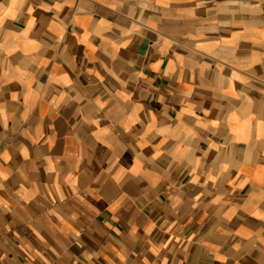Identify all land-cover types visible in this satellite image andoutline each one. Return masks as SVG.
Wrapping results in <instances>:
<instances>
[{"label":"clouds","instance_id":"obj_1","mask_svg":"<svg viewBox=\"0 0 264 264\" xmlns=\"http://www.w3.org/2000/svg\"><path fill=\"white\" fill-rule=\"evenodd\" d=\"M233 27L264 37V0H0V211L37 235L55 229L60 264H140L137 247L143 264L159 258L144 211L160 206L209 218L190 236L172 226L173 264L187 261L186 240L264 252V223L249 220L264 221V76L252 70L264 39L237 56L235 40L211 35Z\"/></svg>","mask_w":264,"mask_h":264},{"label":"crops","instance_id":"obj_2","mask_svg":"<svg viewBox=\"0 0 264 264\" xmlns=\"http://www.w3.org/2000/svg\"><path fill=\"white\" fill-rule=\"evenodd\" d=\"M98 18L99 17H97V19ZM21 27H23V25H21ZM79 31L82 32L83 30L80 29ZM243 31L244 30L242 28L233 27L230 31L226 30L219 34L211 35H214L216 38L223 39L225 41L235 40L238 49L237 56H240V50L242 49H251L253 51L257 50L259 48V43H256V41L264 39V37L260 36H253L248 40L238 39V34L243 33ZM96 43H99V40H97ZM81 50H84L83 46H81ZM147 51L148 42L147 40H145L140 45L139 54L142 55ZM184 54L187 55L188 53L185 52ZM166 64L167 61H165V66ZM49 69H51V65H49ZM252 70L256 73L257 76H264V63L253 64ZM65 71H68L67 68H65ZM147 74L149 76L156 75L154 72H149ZM231 74L235 75L236 73ZM190 83L191 81L188 82V84ZM167 84V79H157L154 86H167ZM188 84H186L185 86H188ZM233 84L236 91H240L244 87L239 81H234ZM9 87H11L13 91L18 90L14 85H10ZM256 87H260V85L257 84ZM248 96L254 102L252 110L253 112H255V106L259 103L257 93L253 90L252 92L248 93ZM150 107H152L153 110L158 107L155 100L152 101ZM179 111L180 108L179 106H177L176 111L170 112L169 115L175 118ZM68 133H71V128L68 129ZM64 139L66 141L65 147L67 148L69 135L66 134ZM200 147L206 148L207 145L201 144ZM41 175L44 176L43 169H41ZM250 175L256 179L260 178L259 174L256 172H251ZM237 176H240V174L233 173L234 179ZM173 178H175V174ZM190 179V176L185 175L184 179L182 181H178V183L182 182L187 185ZM201 183H203V178H201ZM249 187L250 185L245 186L243 188V191H241L239 194L246 196L249 191ZM184 191H187V189H185ZM199 191H202V189H200ZM0 195L3 194L0 193ZM21 195L25 199H28L31 196V192L24 191L21 193ZM5 199H7V196H5ZM201 199L204 198L202 197ZM208 199H211V197H209ZM160 200L164 204L169 203L167 195L165 193H162L160 195ZM9 203H11V201H9ZM205 203H207V201H205ZM209 212H211V210H209ZM144 215L148 216L151 222L156 224V227L152 229L151 239L152 244L159 248V258L155 252L148 251L146 253L148 264H162V259L165 257L168 259V264H173V255L171 252H169V249L172 248L174 244L179 247L175 239V236L179 235V233H177L176 229L172 227L173 225H185L186 227L184 228V235L190 236L193 232H196L200 229V225L202 222H207L209 219L208 216H205L203 211L201 210L198 216L194 215L190 217H183L179 221H177L176 218L167 216L165 214L163 206H160L158 208L150 207L148 209H145ZM99 219L102 220L103 218L100 217ZM189 219H191V223L188 222ZM165 220L168 221L167 225H165L164 223ZM249 220L253 224L264 223V221H260L255 217H249ZM52 223L59 227L58 222L55 219H53ZM116 227L120 228L121 232L124 231V229L120 225H116ZM245 228L248 231H255L254 228H251L248 225H245ZM207 230L208 229L206 228L205 231ZM232 230L239 232L238 227ZM37 231L39 232V235H37L36 232H33L32 229L27 226V223L22 216H17L12 212L0 211V257H3V259L0 260V264H60V257L56 255L57 252L61 251L60 247L55 243V237L58 235L56 230L49 228L45 231H42L38 228ZM139 233L141 236L145 235V229L140 228ZM242 239V236H236L237 241ZM169 241L171 242L169 243ZM220 243L221 241L216 238H209L207 240L208 245L219 248L218 252H214L213 248H206L199 244H195L186 240L185 247L187 248L188 259L185 264H194V262L195 264H236L237 259L239 260V264H264V252H261L258 249H252L250 247L241 248L240 251L237 252L236 249L231 248L230 244H226L223 247H220ZM245 243H247V241H245ZM162 244H167V247L160 248V245ZM135 251L137 255L141 257L140 264H143V249L137 247ZM75 252L81 260L84 259L80 254L81 250L76 249ZM130 259L135 260L136 257H131ZM176 259L184 260V256L182 254H177ZM85 264H87L86 261Z\"/></svg>","mask_w":264,"mask_h":264}]
</instances>
